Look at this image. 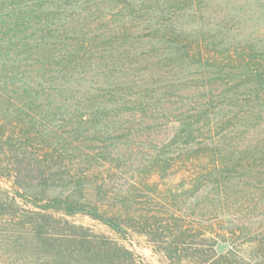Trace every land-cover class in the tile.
<instances>
[{"label": "trees", "instance_id": "16d2710c", "mask_svg": "<svg viewBox=\"0 0 264 264\" xmlns=\"http://www.w3.org/2000/svg\"><path fill=\"white\" fill-rule=\"evenodd\" d=\"M221 6L0 0V224L23 264H150L132 237L164 264H264V34Z\"/></svg>", "mask_w": 264, "mask_h": 264}, {"label": "rangeland", "instance_id": "374dc122", "mask_svg": "<svg viewBox=\"0 0 264 264\" xmlns=\"http://www.w3.org/2000/svg\"><path fill=\"white\" fill-rule=\"evenodd\" d=\"M222 4V10L225 12L229 8L231 14L235 19L236 28L239 33L242 35L246 34H264V0H219ZM178 176L173 178L177 180ZM172 186L176 185V182L171 184ZM10 189L8 193L9 196H14L12 192V180L10 178L0 179V188ZM0 199L3 200H12L7 194L2 193L0 190ZM17 204L13 206V209H10V213H16L19 208L27 209L30 205L26 204L20 197H16ZM70 220L90 225L97 228L98 230H104L100 224L96 223L94 220L83 217V216H74L69 217ZM229 220V219H228ZM9 229L2 227L0 224V264H23L22 259H17L19 252L14 248L11 241H8L7 237L12 232H15V228L8 225ZM125 243L131 246L135 252L143 258L147 263L150 264H164L159 261V257L156 255L152 247L148 244L145 238L143 237H132L124 240ZM227 243L220 242L218 244V251L223 252L227 249ZM34 253L31 255L35 256Z\"/></svg>", "mask_w": 264, "mask_h": 264}]
</instances>
